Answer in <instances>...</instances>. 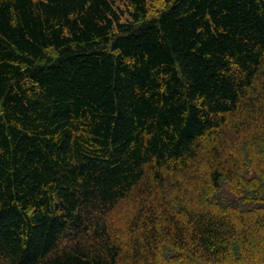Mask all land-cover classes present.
Segmentation results:
<instances>
[{
  "label": "trees",
  "instance_id": "1",
  "mask_svg": "<svg viewBox=\"0 0 264 264\" xmlns=\"http://www.w3.org/2000/svg\"><path fill=\"white\" fill-rule=\"evenodd\" d=\"M0 264H264V0H0Z\"/></svg>",
  "mask_w": 264,
  "mask_h": 264
},
{
  "label": "rangeland",
  "instance_id": "2",
  "mask_svg": "<svg viewBox=\"0 0 264 264\" xmlns=\"http://www.w3.org/2000/svg\"><path fill=\"white\" fill-rule=\"evenodd\" d=\"M163 1V0H162ZM152 4V0H150V6ZM154 6H157L156 9L160 8L163 5V2H153ZM116 7L118 8V12H122L123 20L128 19V6H126L123 2L117 1L115 3ZM160 5V6H159ZM254 175V172L252 171L249 175V178H251L252 175ZM134 200V199H132ZM130 201V200H129ZM127 201V202H129ZM133 202V201H132ZM134 203V202H133ZM137 213V209L134 208L133 204L125 203L118 211H115L110 217V226L115 228L116 231H118L120 234L124 235L121 236L123 239L125 236L127 237V234L129 232L128 226H137L139 221L138 219L132 220V217L135 216ZM126 239V238H125Z\"/></svg>",
  "mask_w": 264,
  "mask_h": 264
}]
</instances>
